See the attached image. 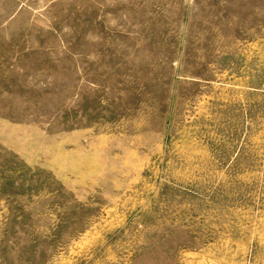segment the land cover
I'll return each mask as SVG.
<instances>
[{
    "label": "rangeland",
    "instance_id": "rangeland-1",
    "mask_svg": "<svg viewBox=\"0 0 264 264\" xmlns=\"http://www.w3.org/2000/svg\"><path fill=\"white\" fill-rule=\"evenodd\" d=\"M0 264H264V0H0Z\"/></svg>",
    "mask_w": 264,
    "mask_h": 264
}]
</instances>
